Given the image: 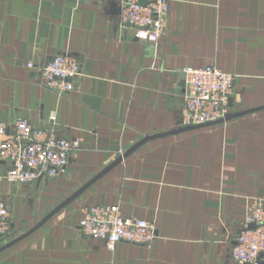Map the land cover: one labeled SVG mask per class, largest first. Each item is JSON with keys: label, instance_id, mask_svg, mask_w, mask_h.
Returning a JSON list of instances; mask_svg holds the SVG:
<instances>
[{"label": "crops", "instance_id": "0c3cea01", "mask_svg": "<svg viewBox=\"0 0 264 264\" xmlns=\"http://www.w3.org/2000/svg\"><path fill=\"white\" fill-rule=\"evenodd\" d=\"M122 3L0 0V121L26 118L80 143L55 177L23 186L0 181L11 219L0 248L145 137L182 128L185 69L233 75L232 113L264 107V0H170L156 45L120 24ZM56 55L80 65L64 97L26 66ZM7 169L0 161V174ZM254 198L264 200V109L144 142L1 250L0 264H233L230 249ZM95 205L152 223L155 240L109 249L85 237L79 221Z\"/></svg>", "mask_w": 264, "mask_h": 264}, {"label": "built area", "instance_id": "2783aa9c", "mask_svg": "<svg viewBox=\"0 0 264 264\" xmlns=\"http://www.w3.org/2000/svg\"><path fill=\"white\" fill-rule=\"evenodd\" d=\"M145 1L141 4L139 0H123L120 24L133 27L137 40L156 45L167 27L170 0ZM26 66L41 78L43 87L62 97L74 90L73 81L80 75L79 63L69 55H56L45 63ZM183 75L182 127L216 122L232 113L229 99L234 93L233 75L216 67L185 69ZM79 147L78 140L57 137L26 118L17 119L12 125L0 121V161L8 164L0 181L23 186L55 177L64 172L70 156ZM10 227L9 212L0 201V239L9 233ZM79 228L85 237L103 241L109 249L120 242L149 246L156 238L152 223L124 218L116 206L85 208ZM261 255L264 256V200L254 198L246 208L230 258L233 264H262Z\"/></svg>", "mask_w": 264, "mask_h": 264}, {"label": "water", "instance_id": "95a60500", "mask_svg": "<svg viewBox=\"0 0 264 264\" xmlns=\"http://www.w3.org/2000/svg\"><path fill=\"white\" fill-rule=\"evenodd\" d=\"M139 2L141 4H145L146 1L145 0H139ZM125 27H131L128 23L125 24ZM184 77V75H183ZM182 87L184 89V81L182 83ZM229 106H232V100L229 99ZM264 107L258 108V109H253V110H248V111H241V112H236V113H231L229 115H227L224 119L216 121V122H212V123H207L204 125H197V126H187V127H182L179 128L175 131H171L170 133H166V134H162V135H155V136H148L145 137L141 142H139L138 144H136L135 146H133L131 149H129V151H127L124 155H122V157H119L116 161H114L111 165H109L108 167H106L99 175H97L96 177H94L91 181H89L82 189H80L79 191H77L75 194H73L69 199H67L64 203H62L59 207H57L52 213H50L46 218H44L40 223H38L32 230H30L29 232H27L26 234L10 241L9 243L5 244L4 246H2L0 248V251L19 242L20 240L24 239L25 237H27L29 234H31L33 231H35L37 228H39L51 215H53L56 211H58L60 208L64 207L65 205H67L72 199L76 198L84 189H86L88 186H90L96 179H98L99 177H101L103 174H105L107 171H109L113 166H115L117 163H119L124 157H126L127 155H129L130 153H132L133 151H135L141 144H143L144 142L153 139V138H157V137H161L167 134H173V133H179L182 131H188V130H194V129H199V128H203V127H208V126H213V125H218V124H222L224 122L236 119L238 117L250 114V113H254L260 110H263ZM249 228H253V225H250ZM260 258H264L263 255L260 256ZM263 264V263H262Z\"/></svg>", "mask_w": 264, "mask_h": 264}]
</instances>
